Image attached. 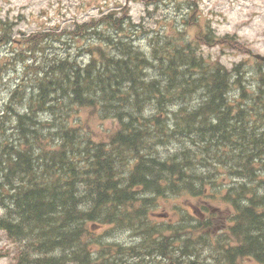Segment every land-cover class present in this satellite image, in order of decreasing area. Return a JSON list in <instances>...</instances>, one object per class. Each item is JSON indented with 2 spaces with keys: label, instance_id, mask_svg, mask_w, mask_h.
<instances>
[{
  "label": "trees",
  "instance_id": "16d2710c",
  "mask_svg": "<svg viewBox=\"0 0 264 264\" xmlns=\"http://www.w3.org/2000/svg\"><path fill=\"white\" fill-rule=\"evenodd\" d=\"M124 16L58 33L64 46L63 37L77 41L100 24L111 28L106 48L102 40L96 50L90 47L87 64L72 48L39 62L36 54L45 52L51 33L30 35L25 48L12 53L24 64L20 81L35 82L38 92L19 88L15 106L11 95L8 109L26 113L11 114L14 132L0 145V208L5 211L0 229L11 241L14 264H92L93 240L87 236L92 225L143 222L148 212L140 207L154 198L142 199L141 193L173 199L169 203L183 211L188 209L184 195L196 203L206 184L219 182L216 176H229L240 165L251 175L264 166V90L244 105L240 69L227 71L199 51L201 42H216L209 29L205 33L200 25L186 44L175 28L163 30L149 56L133 37L123 36L130 26L129 19L121 22ZM129 32L137 34L131 26ZM223 41L234 45L228 37ZM78 110L88 111V118H114L119 125L95 141L90 124L73 117ZM41 115L53 121L43 128L47 141L38 133ZM261 193L257 187L252 198L245 197L252 206L240 212L251 224L239 230V237L264 260ZM233 253L227 250L228 260Z\"/></svg>",
  "mask_w": 264,
  "mask_h": 264
},
{
  "label": "rangeland",
  "instance_id": "374dc122",
  "mask_svg": "<svg viewBox=\"0 0 264 264\" xmlns=\"http://www.w3.org/2000/svg\"><path fill=\"white\" fill-rule=\"evenodd\" d=\"M128 1L0 0V26H2L0 27V63L6 62L5 65L0 66L3 68L0 70L3 77L2 82L0 81V137L5 139L4 142H6L7 136L14 132L11 128L15 124L14 119L11 118V114L14 113L6 107L11 100V95H15V99L11 102L15 106L18 101L16 91L19 88L22 91L27 88L30 95L33 91L35 96L38 94L35 82L26 81L23 83L20 81L24 64L17 62L11 55L12 50H16L18 47L21 49V43H17L15 40L24 42L30 35L39 31L50 32L51 34L47 35L48 41L45 45V52L36 54L39 62L49 61L55 55L60 58L62 48H72V52H75L73 55L77 54L78 49L79 52L83 53L81 60L88 61L90 47L99 46L102 40L103 48H106L107 43L104 40L112 32L111 28L102 24L97 29L87 30L85 35L79 37L77 41H72L70 37H63L62 39L67 43L64 46L59 43L61 39H59L58 32L65 28H75L76 23H89L93 18L99 19L102 15L103 17L112 16L111 14H114L113 17L117 16V13L113 11L118 10ZM129 4L131 6L130 19L132 20L130 26L135 31L138 30L139 26V30L135 34L129 32L130 26L124 27L123 36L133 37L136 46L147 55L151 56L153 40L155 37H159L163 30L175 28L179 38L185 42L181 44H186L196 38L201 28L200 25H204L203 32L207 33L209 29V33L217 40L216 42L207 41L206 44L201 42L199 51L206 55L219 54L220 61L229 68L233 67L234 64H243L248 91L257 90L259 85L258 70H254V66H256L255 64L258 65L259 60L257 58L260 59L261 56H264V0H156L153 3L146 0L144 3L130 1ZM194 16L197 20L192 19ZM115 26L116 23H114ZM21 33L25 35H21ZM222 37H231L237 40L232 48H228L219 43ZM222 50L225 51L222 53ZM252 71L253 73H250ZM30 95L26 99H30ZM4 111L6 116L1 115ZM78 113L73 114V117L78 116L79 120L90 124L93 131L92 136L96 141L107 129H111L115 125L116 120L111 117L107 118L97 114L98 116L94 115L92 118H88L90 116L88 111L78 110ZM49 118L48 115H41L39 117L40 125L37 126V128L39 127L38 133H41L44 141H47L46 135L48 133L43 128L48 127L53 122ZM18 134H16L17 137ZM191 199H193L192 196L184 195L185 203L188 206L191 202L195 203ZM195 206H199V204L196 203ZM168 208H171L168 199L159 202L158 210L160 212H171ZM2 214L0 209V217ZM101 228L95 229L98 236L105 234V230ZM115 237L121 243L138 242L134 241L133 236L128 233H115ZM0 240V248L6 247V240L1 232ZM12 262V257L0 259V264H12ZM245 263L253 264L248 260H245ZM156 264H160V262L157 261Z\"/></svg>",
  "mask_w": 264,
  "mask_h": 264
},
{
  "label": "flooded vegetation",
  "instance_id": "af4514ba",
  "mask_svg": "<svg viewBox=\"0 0 264 264\" xmlns=\"http://www.w3.org/2000/svg\"><path fill=\"white\" fill-rule=\"evenodd\" d=\"M245 180H246V181H251L250 176H249V175H246ZM249 204H251V203H249Z\"/></svg>",
  "mask_w": 264,
  "mask_h": 264
},
{
  "label": "bare ground",
  "instance_id": "6f19581e",
  "mask_svg": "<svg viewBox=\"0 0 264 264\" xmlns=\"http://www.w3.org/2000/svg\"><path fill=\"white\" fill-rule=\"evenodd\" d=\"M98 207V206H97ZM100 216V215H99ZM106 217V216H105ZM7 234V233H6ZM130 241V240H129ZM17 246V245H16ZM15 248V247H14ZM14 250V249H13Z\"/></svg>",
  "mask_w": 264,
  "mask_h": 264
}]
</instances>
